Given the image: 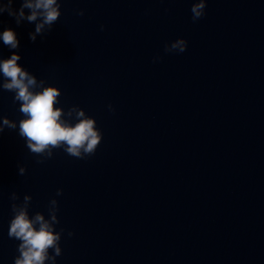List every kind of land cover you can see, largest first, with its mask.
<instances>
[{"label":"water","instance_id":"1","mask_svg":"<svg viewBox=\"0 0 264 264\" xmlns=\"http://www.w3.org/2000/svg\"><path fill=\"white\" fill-rule=\"evenodd\" d=\"M193 2L61 0L35 42L34 23L0 15L19 41L0 40V59L17 52L60 88L56 107L83 109L103 136L90 157L60 148L37 163L0 89V116L17 122L0 134V264L19 255L12 192L32 197L30 217L58 201L56 264H264V0H207L196 22ZM178 38L186 51L166 53Z\"/></svg>","mask_w":264,"mask_h":264},{"label":"clouds","instance_id":"2","mask_svg":"<svg viewBox=\"0 0 264 264\" xmlns=\"http://www.w3.org/2000/svg\"><path fill=\"white\" fill-rule=\"evenodd\" d=\"M12 3L13 0L0 2V15L7 11L15 18L17 25L25 20L34 23L35 30L29 33L33 42L37 36L43 37L46 32H50L61 16V0H21L18 11L12 9ZM206 4L207 0H194L190 9L193 22L205 15ZM25 9L29 10L27 15ZM77 14L83 16L84 11L80 10ZM0 40L9 49L19 48L17 35L11 28L0 33ZM186 49L187 41L183 38L164 46L166 53H183ZM20 59L17 52H13L7 59H0V74L3 77L0 89L14 93L13 101L20 103L18 110L24 118L18 122V135L26 141V147L32 154L41 157L37 163H44L46 159L52 158L53 150L60 148L69 156L78 159L94 155L103 138L102 132L96 126V120L86 115L78 106H72L67 112L63 107H56L61 96L60 88L46 86L43 79L38 80L17 63ZM159 59L160 57H155L153 62ZM108 108L114 111L111 104ZM5 127L15 130L17 122L0 116V134ZM25 172L26 168L18 165V174L23 176ZM62 194L63 190L57 189L56 195ZM18 199V195L12 192L10 200L13 201V218L8 236L20 241L17 247L19 255L14 259V264H56V258L62 254L60 240L64 231L55 230V226L59 224L58 201L55 198L49 201L46 218L41 212L29 216L28 209L32 199L30 195H25L23 202L19 204L15 203ZM73 235L72 232L68 233L69 237ZM50 249L54 254L50 255Z\"/></svg>","mask_w":264,"mask_h":264}]
</instances>
